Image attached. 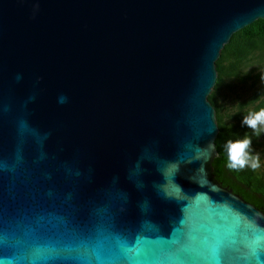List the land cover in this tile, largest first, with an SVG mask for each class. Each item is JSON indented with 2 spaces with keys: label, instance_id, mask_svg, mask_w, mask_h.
<instances>
[{
  "label": "water",
  "instance_id": "obj_1",
  "mask_svg": "<svg viewBox=\"0 0 264 264\" xmlns=\"http://www.w3.org/2000/svg\"><path fill=\"white\" fill-rule=\"evenodd\" d=\"M258 20L264 0H0V264H264L208 102Z\"/></svg>",
  "mask_w": 264,
  "mask_h": 264
},
{
  "label": "trees",
  "instance_id": "obj_2",
  "mask_svg": "<svg viewBox=\"0 0 264 264\" xmlns=\"http://www.w3.org/2000/svg\"><path fill=\"white\" fill-rule=\"evenodd\" d=\"M215 68L217 80L208 96L219 130L214 143L218 157L212 162L214 178L264 214V132L257 137L251 129L242 126L243 117L249 111L264 107V80L261 78L264 76V20L232 35ZM230 83L239 85L246 94L228 99L224 92L231 89ZM246 134L252 140L250 152L259 154L261 167L255 171L250 167L229 169L225 144L228 140L243 139Z\"/></svg>",
  "mask_w": 264,
  "mask_h": 264
},
{
  "label": "clouds",
  "instance_id": "obj_3",
  "mask_svg": "<svg viewBox=\"0 0 264 264\" xmlns=\"http://www.w3.org/2000/svg\"><path fill=\"white\" fill-rule=\"evenodd\" d=\"M264 80V76L261 77ZM242 126H246L256 133L257 137L264 132V107L258 111H249L243 117ZM252 140L245 135V138L236 141L228 140L225 144L227 153L226 164L229 169L238 170L250 167L253 171L261 167L260 157L257 153L250 152Z\"/></svg>",
  "mask_w": 264,
  "mask_h": 264
},
{
  "label": "rangeland",
  "instance_id": "obj_4",
  "mask_svg": "<svg viewBox=\"0 0 264 264\" xmlns=\"http://www.w3.org/2000/svg\"><path fill=\"white\" fill-rule=\"evenodd\" d=\"M230 90H225V96L228 98V99H234L236 97V95H241V96H244L246 94V91L245 92H241V87L235 83H230Z\"/></svg>",
  "mask_w": 264,
  "mask_h": 264
}]
</instances>
